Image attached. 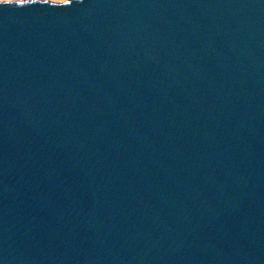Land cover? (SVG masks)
<instances>
[{"label": "water", "instance_id": "1", "mask_svg": "<svg viewBox=\"0 0 264 264\" xmlns=\"http://www.w3.org/2000/svg\"><path fill=\"white\" fill-rule=\"evenodd\" d=\"M0 264H264V0L0 1Z\"/></svg>", "mask_w": 264, "mask_h": 264}, {"label": "rangeland", "instance_id": "2", "mask_svg": "<svg viewBox=\"0 0 264 264\" xmlns=\"http://www.w3.org/2000/svg\"><path fill=\"white\" fill-rule=\"evenodd\" d=\"M9 1H12V0H9ZM16 1H24V0H16ZM49 1H53V2H64L66 0H49Z\"/></svg>", "mask_w": 264, "mask_h": 264}, {"label": "built area", "instance_id": "3", "mask_svg": "<svg viewBox=\"0 0 264 264\" xmlns=\"http://www.w3.org/2000/svg\"><path fill=\"white\" fill-rule=\"evenodd\" d=\"M0 1H5V0H0Z\"/></svg>", "mask_w": 264, "mask_h": 264}]
</instances>
